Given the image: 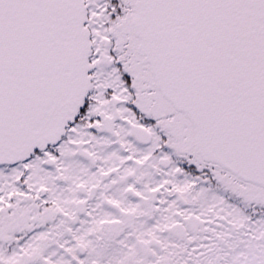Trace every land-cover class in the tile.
I'll return each instance as SVG.
<instances>
[{"label": "snow or ice", "instance_id": "snow-or-ice-1", "mask_svg": "<svg viewBox=\"0 0 264 264\" xmlns=\"http://www.w3.org/2000/svg\"><path fill=\"white\" fill-rule=\"evenodd\" d=\"M0 264H264V0H0Z\"/></svg>", "mask_w": 264, "mask_h": 264}]
</instances>
